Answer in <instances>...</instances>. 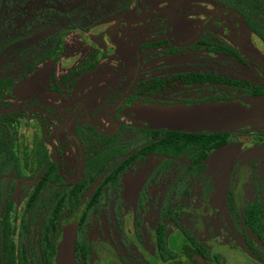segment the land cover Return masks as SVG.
Masks as SVG:
<instances>
[{"label": "flooded vegetation", "instance_id": "flooded-vegetation-1", "mask_svg": "<svg viewBox=\"0 0 264 264\" xmlns=\"http://www.w3.org/2000/svg\"><path fill=\"white\" fill-rule=\"evenodd\" d=\"M11 6L0 0L9 29L0 45V264H57L66 223L76 226L74 264H264L256 160L224 203L214 187L202 192L212 206L180 254L169 248L171 225L185 230L180 205L148 184L134 199L119 196L148 157L163 161L158 174L171 161L191 165L137 157L154 131H169L148 126L155 108L235 101L264 110V0H157L152 11L142 0L146 15L137 0L100 15H74L72 5L33 24L15 21ZM261 130L241 134L258 142ZM138 136L147 142L132 153ZM129 244L136 254H122Z\"/></svg>", "mask_w": 264, "mask_h": 264}, {"label": "rangeland", "instance_id": "rangeland-1", "mask_svg": "<svg viewBox=\"0 0 264 264\" xmlns=\"http://www.w3.org/2000/svg\"><path fill=\"white\" fill-rule=\"evenodd\" d=\"M134 0H4L7 4H13L11 8L15 13L19 10V16L15 21H19L24 16L26 23H34V20H41L45 16L65 15L67 9L72 5H76L74 15H100L112 12L115 9H124L127 4ZM157 0H144L145 7L152 11L156 6ZM92 5L99 7L95 8ZM98 9V10H96ZM54 10V11H52ZM12 13V12H11ZM6 15L5 8L0 12V45L6 36L7 31L3 28L2 21ZM20 17V18H19ZM4 31V32H2ZM2 39V40H1ZM35 37L30 38L25 43H33ZM245 103L255 109L262 110L256 103ZM264 112V110H262ZM264 121L254 123L245 129H239L231 132L229 143L223 148L213 150L208 153V158L204 162L206 166L205 173L200 177L189 174V167L185 159H179L168 162L161 172L153 173L161 166V159L146 158L143 162H138L135 171H128L120 184L121 197L128 200L138 197L139 193L148 184V190L153 192L159 199L167 196L170 203H175L184 209L182 216V227L178 229L171 225L169 230V248L172 253L180 254L182 248L188 242V234L195 237L199 224L197 219L201 221L208 217L209 208L212 206L213 196H205L202 192L217 191V202L224 203L227 191L231 184H236L237 179L243 180L245 175L254 173L251 163L256 160V173L264 177V131L259 135L258 142H253L249 135L241 134L242 131L250 129H261ZM129 142V139L127 140ZM139 139V136L133 140V151L136 152L147 141ZM152 178V179H151ZM236 179V180H235ZM264 179V178H262ZM150 180V181H147ZM151 180L156 183H151ZM238 185H240L237 182ZM236 185H234L235 187ZM239 188V187H238ZM189 195H185V191ZM114 190H111L109 197H113ZM206 191V192H207ZM220 203V204H221ZM222 205V204H221ZM132 207V206H129ZM199 208H202L201 210ZM199 211H201L199 213ZM93 219L98 220V216ZM201 227V226H200ZM202 228V227H201ZM126 231V230H125ZM147 252L153 253L152 246H147ZM122 254H136L135 246L128 245L127 248L121 250ZM156 258L152 262L157 264Z\"/></svg>", "mask_w": 264, "mask_h": 264}, {"label": "water", "instance_id": "water-1", "mask_svg": "<svg viewBox=\"0 0 264 264\" xmlns=\"http://www.w3.org/2000/svg\"><path fill=\"white\" fill-rule=\"evenodd\" d=\"M137 4L142 14L146 15L142 0H137ZM59 55L60 52L47 65L44 73L54 67ZM154 111V116L147 119L148 126L188 133L232 132L264 120L262 111L235 101L158 107ZM75 242L76 226L66 223L58 248L57 264H74Z\"/></svg>", "mask_w": 264, "mask_h": 264}, {"label": "trees", "instance_id": "trees-1", "mask_svg": "<svg viewBox=\"0 0 264 264\" xmlns=\"http://www.w3.org/2000/svg\"><path fill=\"white\" fill-rule=\"evenodd\" d=\"M229 138V132L188 133L169 130L159 133L156 130L152 133L150 142L142 147L137 157L145 154L173 158L186 156L191 162L189 172L203 174L206 170L204 162L208 158V152L226 146Z\"/></svg>", "mask_w": 264, "mask_h": 264}]
</instances>
